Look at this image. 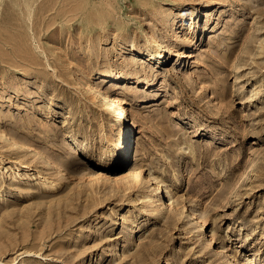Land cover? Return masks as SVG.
Wrapping results in <instances>:
<instances>
[{
    "label": "rangeland",
    "instance_id": "1",
    "mask_svg": "<svg viewBox=\"0 0 264 264\" xmlns=\"http://www.w3.org/2000/svg\"><path fill=\"white\" fill-rule=\"evenodd\" d=\"M95 88L132 117L126 155ZM248 257L264 264V0H0V264Z\"/></svg>",
    "mask_w": 264,
    "mask_h": 264
},
{
    "label": "bare ground",
    "instance_id": "2",
    "mask_svg": "<svg viewBox=\"0 0 264 264\" xmlns=\"http://www.w3.org/2000/svg\"><path fill=\"white\" fill-rule=\"evenodd\" d=\"M103 20V19H102ZM100 20V21H102ZM151 37V41L153 42L151 44V46H147L145 45L144 46V51H146L150 56H152L153 58L156 57L158 59H164L166 58L167 55H163V53H165L164 51V47L163 45L161 44L160 40L158 38H156L155 36H150ZM105 77H110V75H106ZM111 79L112 80H119V79H123V76L122 75H114V76H111ZM94 92H97V94H99L104 102V110H105V116L106 118L110 117V116H113L115 113L118 112V116H119V125H118V130L120 132H122L123 134V141L122 143H120V139L117 140V142H115L113 145H112V148H115L117 147L118 149V152L119 151H123L124 154L126 155L127 153V149L129 147V131H130V128H131V123L133 121L132 120V117L129 113L126 112V115L125 113L120 112L121 109H119V103H118V100H116L115 98H109L106 93L103 91V90H100V89H94ZM122 108V107H121ZM116 119V118H115ZM124 123V124H123ZM106 151L103 150V153H105ZM135 182L138 183L139 181H143V177L140 176V171H137L135 173ZM150 181V179H148V182ZM51 184H53V182H51ZM149 184H152V182H149ZM135 185V183H134ZM127 187V186H126ZM151 190L154 191L152 194H156V193H163V190H162V187H160V185L158 183H156L154 186H151ZM156 192V193H155ZM169 198L171 199L172 196L170 195ZM174 201H176L175 199L172 200L171 199V204L174 205ZM161 203H159L160 205ZM200 215V214H199ZM199 217V216H198ZM248 259V262L247 264H251L252 263V258H246ZM235 260V258H234ZM233 264H238V262H234Z\"/></svg>",
    "mask_w": 264,
    "mask_h": 264
}]
</instances>
